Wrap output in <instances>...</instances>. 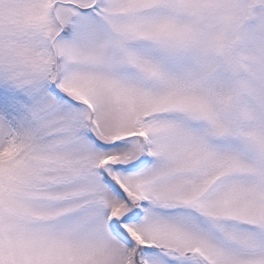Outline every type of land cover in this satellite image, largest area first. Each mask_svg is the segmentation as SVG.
Listing matches in <instances>:
<instances>
[{
  "label": "snow or ice",
  "instance_id": "6c2138e0",
  "mask_svg": "<svg viewBox=\"0 0 264 264\" xmlns=\"http://www.w3.org/2000/svg\"><path fill=\"white\" fill-rule=\"evenodd\" d=\"M0 264H264V0H0Z\"/></svg>",
  "mask_w": 264,
  "mask_h": 264
}]
</instances>
